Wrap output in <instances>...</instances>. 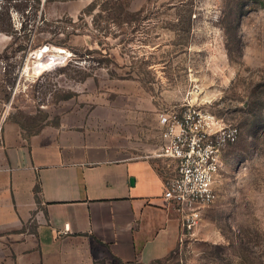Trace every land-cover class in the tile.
<instances>
[{"label": "rangeland", "instance_id": "obj_1", "mask_svg": "<svg viewBox=\"0 0 264 264\" xmlns=\"http://www.w3.org/2000/svg\"><path fill=\"white\" fill-rule=\"evenodd\" d=\"M76 1L43 10V2L0 0L17 31L0 33V137L6 123H34V132L44 114L53 123L84 98L90 108L109 99L140 113L149 154L161 144L160 111L191 108L237 126L218 199L153 264H264V0H98L91 15L63 14ZM106 3L123 10L102 12ZM55 46L70 54L29 77L34 54ZM163 162L155 158L165 175Z\"/></svg>", "mask_w": 264, "mask_h": 264}, {"label": "crops", "instance_id": "obj_2", "mask_svg": "<svg viewBox=\"0 0 264 264\" xmlns=\"http://www.w3.org/2000/svg\"><path fill=\"white\" fill-rule=\"evenodd\" d=\"M84 100L29 141L18 124L2 127L0 264H153L177 247L180 220L163 199L140 113Z\"/></svg>", "mask_w": 264, "mask_h": 264}, {"label": "built area", "instance_id": "obj_3", "mask_svg": "<svg viewBox=\"0 0 264 264\" xmlns=\"http://www.w3.org/2000/svg\"><path fill=\"white\" fill-rule=\"evenodd\" d=\"M36 53L34 54V58ZM160 147L152 154L163 159V199L177 214L180 235H191L202 211L218 199L223 153L240 136L237 126L225 125L211 114L191 108L157 114Z\"/></svg>", "mask_w": 264, "mask_h": 264}, {"label": "trees", "instance_id": "obj_4", "mask_svg": "<svg viewBox=\"0 0 264 264\" xmlns=\"http://www.w3.org/2000/svg\"><path fill=\"white\" fill-rule=\"evenodd\" d=\"M9 1H12V0H9ZM22 1H27V0H22ZM33 1H35L38 5H41L42 4V1L41 0H33ZM49 1H51V0H47V2H49ZM109 3V2H108ZM108 3H106V4H104L105 5V7L101 10L102 12L103 11H107V8L108 9H114V11H116L115 13L117 14V10L118 9H121V12H122V10H123V8H122V6H120V5H118V7H115V6H111V7H109V4ZM99 4V1L98 0H96V1H94V2H92L91 4H89L85 9H84V11L82 12L83 14H92L93 13V11H95V9L99 6L98 5ZM2 10H3V8H2ZM141 13V11H139V12H137V13H135L136 15H138V14H140ZM110 14V13H109ZM129 14V13H128ZM2 15H5V16H2ZM0 17H3V19H1L0 18V33H6L7 35H13V34H15L17 31L15 30V28H14V26H13V23H12V18H11V16H10V14L9 13H5L4 14V12H1L0 11ZM5 18V19H4ZM7 18V19H6ZM27 46L26 45H23V46H21V48L20 49H22V48H26ZM75 96V93H69V94H67V95H65L64 97H63V100H69L70 98H72V97H74ZM48 118H49V116L47 115V114H44L43 115V118H41V121H39V123H38V125H39V127H38V129L36 130V131H34V132H32V131H29L30 129H32V128H35V127H37V125H35L34 123V125L32 124V125H27V124H24L23 122H21V121H15V123H17L20 127H21V129L22 130H24V131H27V134L26 133H24L23 134V137H24V139H26L27 141H29L30 140V137L32 136V135H34V134H36V133H38L39 132V130L44 126V125H46V124H49V122H48ZM25 119H26V121H29V120H33L32 118H26L25 117ZM34 121V120H33ZM42 123H44V125L42 124ZM40 201H38V203H39Z\"/></svg>", "mask_w": 264, "mask_h": 264}, {"label": "bare ground", "instance_id": "obj_5", "mask_svg": "<svg viewBox=\"0 0 264 264\" xmlns=\"http://www.w3.org/2000/svg\"><path fill=\"white\" fill-rule=\"evenodd\" d=\"M68 54H70V53L61 47L58 48L55 46L53 48H51V47L45 48L43 50V52H36L35 60L32 63V66L31 67L25 66V68H27L26 72H27L29 77L35 76V75H40L41 73H43L48 68H51L53 65L59 63ZM196 95H198V94H196Z\"/></svg>", "mask_w": 264, "mask_h": 264}, {"label": "water", "instance_id": "obj_6", "mask_svg": "<svg viewBox=\"0 0 264 264\" xmlns=\"http://www.w3.org/2000/svg\"><path fill=\"white\" fill-rule=\"evenodd\" d=\"M131 183L134 184V179H131Z\"/></svg>", "mask_w": 264, "mask_h": 264}]
</instances>
